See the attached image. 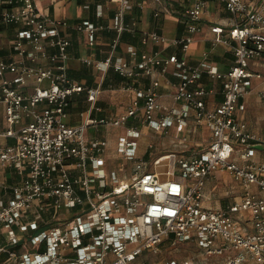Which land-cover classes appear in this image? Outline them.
Instances as JSON below:
<instances>
[{"label":"built area","instance_id":"built-area-1","mask_svg":"<svg viewBox=\"0 0 264 264\" xmlns=\"http://www.w3.org/2000/svg\"><path fill=\"white\" fill-rule=\"evenodd\" d=\"M154 1L163 5L154 11L156 17L169 12L165 0ZM218 1L232 20L227 28L210 24L211 41L232 49L229 69H216L208 51L199 61L188 56L207 5L195 0L180 18L181 35L143 31L142 43H154L156 49H133L126 59L115 54L116 37L105 59L83 58L103 72L113 67L124 79L122 87L134 92L127 109L98 116L101 84L87 85L68 72L71 40L63 30L69 22L44 14L34 0H0V36L11 42L8 57L0 56V165L20 175L10 185V198H0V228L6 231L0 254L8 253L7 260L264 264V160L256 157L264 138L240 114L255 80L264 81L257 67L264 66V0ZM131 6L130 0H120L108 26L118 35L136 30L125 20ZM73 27L94 45L103 26L84 19ZM171 46L176 49L167 51ZM204 74L221 83L222 99L214 105L208 97L216 89L201 82ZM83 91L89 104L80 112L82 121L69 123L73 96ZM259 94L264 99V87ZM203 126L211 135L197 148L190 137ZM90 127L107 132L88 136ZM145 128L158 134L174 130L175 147L152 160L141 155L137 148ZM110 135L117 139L113 165L106 157ZM217 171L228 173L240 192L213 207L204 204V188ZM19 241L33 248L9 247ZM182 242L196 246V253L174 256ZM163 253L168 254L159 261Z\"/></svg>","mask_w":264,"mask_h":264},{"label":"crops","instance_id":"crops-1","mask_svg":"<svg viewBox=\"0 0 264 264\" xmlns=\"http://www.w3.org/2000/svg\"><path fill=\"white\" fill-rule=\"evenodd\" d=\"M39 9L46 15L63 18L69 22V26L64 28L65 33L71 40L70 45V57L67 61L68 72L71 76L82 80L87 85L95 86L101 84L103 89L100 94L97 104L102 108L99 111H95L94 114L103 116L107 114H115L117 112L124 111L130 105L134 92L122 87L124 79L113 68L110 67L106 72L98 69L94 64H87L83 58L92 57L94 60L105 59L111 50V45L116 37L119 38V43L116 50L117 56H122L126 59L131 58V50L135 49L138 52L143 50H153L158 47L154 43L143 44L142 33L145 30L158 29L164 33L168 38H173L181 35L183 31V25L180 18L183 16L184 10L192 4L195 0H165L169 12L163 11L159 17L154 15V11L163 7L160 3L154 0H130L131 8L127 9L125 20L135 23V32L123 31L118 35L117 31L108 27L115 16L116 10L120 6V0H34ZM206 8L204 13V22L202 30L196 35V40L192 43L188 56L193 61H199L202 59L204 52L208 51V59L213 66L218 70H226L234 62V53L232 49L224 44L217 46L212 45L211 38L215 34L210 29V24H221L224 28L229 27L231 14L226 9L223 3L218 0H205ZM140 2L145 3V7L139 6ZM89 19L96 24L103 27L95 34V43L90 45L88 43V37L84 31H78L73 27V24ZM11 42L6 34L0 36V56L8 57ZM176 47L171 46L167 49L174 50ZM264 71V66H257ZM120 76L122 79H117ZM146 79H141L139 84L144 85ZM201 82L206 85H212L216 91L213 95L208 97L209 104H216L222 99L221 83L218 80L211 78L209 75L204 74L201 78ZM264 87V81L255 80V87L251 93L246 95L242 102H245L244 110L240 111V114L245 116L248 121L249 128L264 138V99L260 96L259 90ZM86 92L75 94L73 96L70 113L67 117V121L72 124H77L82 121V110L88 107V101L86 99ZM166 103H170L169 98H165ZM261 113V116L258 115ZM256 114L258 115L256 118ZM4 119L3 109L0 107V121ZM89 129H92L91 132ZM88 129V136L103 135L107 131H102V128L97 131L90 127ZM116 129L115 131H120ZM148 132V130H145ZM173 134L175 131L172 130ZM210 130L203 126L190 138V143L196 144V147L206 145L210 137ZM9 142L13 139L9 138ZM117 139L115 135H110V146L106 154L108 164H115L118 160V153L116 149ZM137 151L145 156L147 153H151L148 149V144L141 136L139 139V146ZM256 157L260 160H264V148L259 147L256 151ZM218 173L228 174L225 171H217L216 174L210 177L204 188V204L213 207H219L226 204L211 201V196L208 195V182L218 178ZM20 180V175L14 168L3 167L0 165V198L9 199L11 194L10 185ZM216 182L212 183L213 185ZM211 184V185H212ZM233 195L228 202L235 199L234 195L240 192L239 186L233 187ZM208 201V202H207ZM19 232V231H18ZM22 233L19 232L18 236ZM0 242H5L3 236H0ZM1 256V255H0ZM0 257V260L2 261ZM4 260H7V256ZM213 260V259H212Z\"/></svg>","mask_w":264,"mask_h":264},{"label":"rangeland","instance_id":"rangeland-1","mask_svg":"<svg viewBox=\"0 0 264 264\" xmlns=\"http://www.w3.org/2000/svg\"><path fill=\"white\" fill-rule=\"evenodd\" d=\"M259 116H261V113H258ZM256 114V118L258 116ZM91 132H93L92 129H89ZM145 130H148L145 128ZM105 129L102 128V131L104 132ZM100 135V133H99ZM144 140L146 141V144L152 143L153 147L148 148L150 150V155H147V158L149 160H152V158L156 157L159 154L166 153L169 150L173 149L175 147V141L177 140L175 135L173 133L169 134H158L154 133L151 129L148 130L147 133L143 135ZM216 182L214 185L212 183ZM212 184V185H211ZM208 195L211 196L212 204L213 202H219V203H228L229 199H231V196L233 195V187L236 185V182L229 174H221L218 173V178L216 180L211 179L208 182ZM208 202V201H207ZM5 229L0 228V236L5 234ZM28 248L31 247L30 244L27 245ZM26 247V248H27ZM180 251L174 252V256L176 257H183V256H192L196 253L197 247L194 245H190L187 242H182L180 245ZM168 253H163L161 255H158L156 258L160 261L161 259H164L165 256H167ZM169 256V255H168ZM5 257L0 261V264H15V261L12 259L4 260Z\"/></svg>","mask_w":264,"mask_h":264},{"label":"trees","instance_id":"trees-1","mask_svg":"<svg viewBox=\"0 0 264 264\" xmlns=\"http://www.w3.org/2000/svg\"><path fill=\"white\" fill-rule=\"evenodd\" d=\"M117 79L119 80V79H122L120 76H117ZM147 155H150L149 153H147ZM147 155H146V157H147ZM11 249H16V250H18V251H22V250H24V248H26V246H25V244H24V241H19V242H17L16 244H12V245H10L9 246ZM45 249V246H44V243L42 244V246H41V250H44ZM1 256V258L3 257V256H8V253H6V252H3V253H1L0 254ZM1 261V260H0Z\"/></svg>","mask_w":264,"mask_h":264}]
</instances>
